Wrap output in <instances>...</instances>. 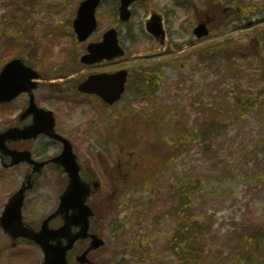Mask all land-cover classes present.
Listing matches in <instances>:
<instances>
[{
	"label": "rangeland",
	"instance_id": "rangeland-1",
	"mask_svg": "<svg viewBox=\"0 0 264 264\" xmlns=\"http://www.w3.org/2000/svg\"><path fill=\"white\" fill-rule=\"evenodd\" d=\"M80 1L0 0V67L21 53L35 62L44 74L37 98L57 112L59 131L75 143L82 163L94 168L106 184L100 163L108 168L118 158L133 164L131 178L116 190V212L109 210L104 231L107 246L99 254H111L115 264H240L241 260L264 264V114L235 110L239 97L264 98V0H218L223 12L218 14L216 9L207 12L204 0L135 3L130 28L120 27L129 59L162 62L165 77L152 98L142 99L128 90L111 109L67 93L71 83L63 86L62 78L53 77L64 71L79 79L94 70L71 60L79 51L73 21ZM249 2L257 14L245 19L242 15ZM118 3L104 0L92 41L115 23ZM154 13L165 21L164 46L145 32V23ZM236 15L240 18L232 21ZM204 20L210 22V34L198 40L193 29ZM229 39L236 49L211 47L209 53L197 54L199 49ZM179 47L187 55L176 61ZM55 83L69 100L64 97L58 103L49 98L51 93L55 97L50 93ZM129 105L135 110L132 115ZM211 108L221 110L219 116L232 117L217 131L212 145L196 140L186 145L185 152H179V147L169 151L176 126L195 133ZM5 119L0 111V129L7 124ZM49 143L42 139L33 145L35 158L47 159L59 152L58 144ZM23 172V168L0 170V200L19 187ZM152 180L156 182L151 184ZM190 180L196 192L192 190L186 202L180 200L186 205L182 217L175 190L180 182L187 186ZM46 185L29 197L27 211L36 207L35 218L45 215L56 200L58 184L47 181ZM113 190L109 187L106 194ZM36 199L40 206H34ZM185 220L201 226V232L193 233L199 251L174 243L184 232L181 227L187 226Z\"/></svg>",
	"mask_w": 264,
	"mask_h": 264
},
{
	"label": "water",
	"instance_id": "water-1",
	"mask_svg": "<svg viewBox=\"0 0 264 264\" xmlns=\"http://www.w3.org/2000/svg\"><path fill=\"white\" fill-rule=\"evenodd\" d=\"M121 1L120 16L122 20L126 21L131 15L128 6L135 0ZM99 2L100 0H86L81 3L77 19L74 23L80 41H85L97 26L95 12ZM147 29L156 37L164 34L157 16H154L152 20L148 22ZM207 33L208 31L204 24L198 26L195 30V34L198 37H202ZM123 54L124 51L118 44L117 32L111 30L104 36V42L102 44H90L88 46V53L84 55L81 60L84 63L92 64L104 58L112 59L115 56ZM39 76L40 75L32 67L27 66L21 58H15L10 61L0 73V103L10 102L16 99L22 92H32V90L38 88V83L33 82L32 79L38 78ZM125 77L126 72L107 78L105 76H92L79 86V90L86 93H96L104 100L114 103L120 98L123 92ZM26 114L35 115L34 123L23 129L8 128L5 132H0V148L6 149L5 142L7 140L34 138L41 133H45L64 142L65 147L63 153L58 158L54 159L57 164L65 168V172L70 176V183L61 197L62 204L60 212L67 213L69 210H74L75 212L72 216L65 218L68 224L67 227L57 232H51L48 229V221L50 219L44 223L42 231L32 232L25 228L22 222L21 210L26 190L24 187L16 193L10 203L11 206L15 205L16 207V238H28L39 243L46 252L45 264H67V251L72 248L76 240L86 238L88 235L90 218L94 216L90 206L86 203L91 189L80 177L81 169L77 162V157L74 154L72 144L67 139L56 134L53 113L51 111L39 109L32 97V103ZM6 153L13 156V164L17 165L29 162L35 165L36 171H39L45 164L33 162L30 159L29 151L17 152L7 150ZM95 190H99L98 183L95 184ZM71 225H81L82 230L78 235L75 237L71 236L68 240V231ZM60 237L66 238L69 241L66 247H62L60 244L57 246L51 245V240H59ZM94 239L97 240L98 243H95L94 246L85 252L82 256L83 261H86V255L90 250L97 249L104 244L102 239L100 240L95 236Z\"/></svg>",
	"mask_w": 264,
	"mask_h": 264
},
{
	"label": "flooded vegetation",
	"instance_id": "flooded-vegetation-1",
	"mask_svg": "<svg viewBox=\"0 0 264 264\" xmlns=\"http://www.w3.org/2000/svg\"><path fill=\"white\" fill-rule=\"evenodd\" d=\"M122 43V42H121ZM123 44V43H122ZM138 59H130L127 61V64L131 66L129 71V77H128V84L134 83L138 84L141 81H144L145 85H148V82L150 81V78L144 73L142 69H138L139 73H137L134 69L133 64ZM122 61H113V62H103L101 64H97L95 66V72L96 73H102V72H114L118 69L123 68ZM144 73V74H143ZM38 91V90H37ZM36 91V92H37ZM37 98V95H36ZM97 99L100 98L96 97ZM37 100V99H36ZM37 103L40 106H43L41 104V101H37ZM29 104V96L27 94H24L21 96L16 102L6 105V106H0V111L3 115H6V122L9 124H13L14 126H24L26 124H30L33 120V116L24 114L26 112V109L28 108ZM43 137H40L36 140H25V141H9L7 142V146L10 149H26L27 147H31L32 153L35 154L36 147L34 148L33 145ZM59 143V142H58ZM61 148L62 144L59 143ZM46 152H49L47 150ZM44 154V152H43ZM44 160H50L44 159ZM12 157L10 155H7L4 153V151L0 150V170L1 171H12L16 169L15 167L11 166ZM25 172L23 175L22 182L25 181L27 175L30 173V167L24 166ZM119 177L122 178L124 181H126L127 176L123 174V166L122 163L119 162ZM127 169V168H126ZM125 169V170H126ZM104 174L106 175V178L109 177V174L106 172V170L103 168ZM61 176V177H60ZM82 177L85 182H89L92 184L96 179H98V174L96 173V170L92 168L91 166L85 167V169L82 171ZM110 179H114L115 175H112L109 177ZM52 179L53 184L57 185V190H60L61 184L58 182L60 181L62 183V186L64 188L68 184V177L64 175L62 168L57 167L55 164L51 163L48 164L46 169L43 170L41 173H34L32 176V181L34 183V188H37V191H41L43 187H46V183L48 180ZM115 195V191L113 195H110V198H113ZM99 196V195H98ZM97 198H101L99 196ZM95 196L91 197V201L94 200ZM59 198H60V192L58 191L56 200L54 202H50L48 209L44 212L45 215L37 216L35 218V211L36 207L30 211H27V205H26V216H27V223L30 227L33 229H40L41 224L45 218L52 215L59 206ZM104 199L108 200L107 195L104 196ZM7 198L3 197L0 200V218L2 217L5 209ZM41 201L36 199L34 206H40ZM109 215L108 212H105V210L99 215L100 221L92 220L91 222V231L92 233L96 234H102L103 228L105 227V220L106 217ZM64 224L62 216H57L53 218L50 222V227L52 229H57L61 227ZM80 230L79 227H73L72 231L73 233H76ZM65 244L66 242L63 241ZM91 239L88 238L87 240H81L76 243L74 250L70 251L68 256L71 259V264H80L77 261L78 256H80L85 249L90 245ZM84 244H87V247L84 248ZM107 246V244H106ZM96 253V252H94ZM89 258L95 262V264H113V260L111 258V254L108 253H101L97 254L96 256H93V253L90 254ZM44 260L43 253L40 251V249L33 243H29L26 240H18L16 241V238H13L10 234H5L3 228L0 225V264H42Z\"/></svg>",
	"mask_w": 264,
	"mask_h": 264
},
{
	"label": "trees",
	"instance_id": "trees-1",
	"mask_svg": "<svg viewBox=\"0 0 264 264\" xmlns=\"http://www.w3.org/2000/svg\"><path fill=\"white\" fill-rule=\"evenodd\" d=\"M236 2H240V0H237ZM246 5L247 7L245 9L244 16H247L253 8V3L251 2L246 3ZM214 45L219 47L220 49H223V45H224L226 46V50H229V51L237 48L234 42H225V43L219 42ZM210 50H211L210 47L209 48L206 47V48L200 49L199 53H201V55H205V52L208 53ZM161 75L162 74H160L159 76V81H160ZM236 100L238 104L237 109H240L242 112L250 109V110H256L258 112H262L264 114V99L263 98H259L258 96L257 97L250 96V97H241V98L239 97ZM218 112H219L218 109L211 108L209 110L207 118H204L199 123L198 130L194 134L186 130L184 126L178 124L169 140V143H172L171 147H169L170 149L169 151L172 152L174 151V149L178 150L177 147H179V152L181 153L185 152L188 149L186 145L187 144L190 145L192 141H196V140H202L206 146H211L212 145L211 141L213 140L217 131L220 129L222 125L228 122V119L232 118L231 116H228V117L219 116L217 115L219 114ZM211 118L215 119V121L211 120ZM149 124H151V122H149ZM156 180L155 181L152 180L150 183L153 184L154 182H156ZM193 182H194L193 180L188 181L187 186L182 185L180 182L179 189L177 188V190H175V196L177 199H179V203H180V207L179 206L177 207V212L178 214L181 213L182 217L186 216V211H185L186 205L184 202H181L180 200H183L186 202L187 199L191 196L192 190L196 188L195 186H193L194 184ZM194 191L196 192V190ZM188 222H189L188 220H185V223L187 224V226L181 227L183 228L184 232L179 233L180 235L181 234L182 235L176 237L174 240V243L176 245L178 243V246H186L190 250H193V248H195L196 251H199L200 244L198 242L194 244V240L196 239V234L193 235V233H195V231L197 233L201 232V226L193 225L194 226L193 228L192 224H189L190 222L189 223ZM204 227H207V226L204 225ZM240 264H247V261L241 260Z\"/></svg>",
	"mask_w": 264,
	"mask_h": 264
}]
</instances>
